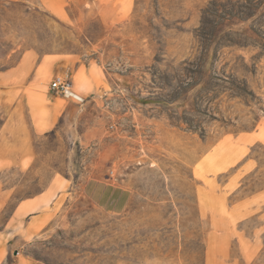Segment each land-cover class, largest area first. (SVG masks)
I'll return each instance as SVG.
<instances>
[{
	"label": "rangeland",
	"instance_id": "rangeland-1",
	"mask_svg": "<svg viewBox=\"0 0 264 264\" xmlns=\"http://www.w3.org/2000/svg\"><path fill=\"white\" fill-rule=\"evenodd\" d=\"M81 25L32 0H0V70L25 51L81 54L90 64L71 76L85 99L70 103L81 112L76 131L37 136L23 166L0 169L1 187L11 189L0 203V231L15 204L41 193L52 176L70 186L50 224L15 239L19 251L11 249L5 264H264V215L239 221L227 210L264 187V0H135L111 29L95 15ZM53 77L40 71V86L48 89ZM253 131L260 140L249 149L247 140H232ZM224 136L230 140L217 144ZM242 150L243 159L209 178ZM108 175L130 191L120 213L81 192L86 179ZM231 176L241 179L222 187ZM255 233L251 250L244 239Z\"/></svg>",
	"mask_w": 264,
	"mask_h": 264
},
{
	"label": "crops",
	"instance_id": "crops-1",
	"mask_svg": "<svg viewBox=\"0 0 264 264\" xmlns=\"http://www.w3.org/2000/svg\"><path fill=\"white\" fill-rule=\"evenodd\" d=\"M32 2L58 20L69 22L78 28H82V20L90 15H95L104 29H111L113 24L125 20L133 12L135 5V0H32ZM71 6L76 9V16L73 18L68 15V9ZM82 69L86 73L90 72V64H85L81 54L59 53L38 56L34 52L25 51L15 67L0 70V113H2L0 169L8 166H23L24 159L30 155L31 144L35 137L50 132L59 134L61 130H69L71 134L74 130L76 131L81 116L80 110L51 92L49 86L48 89H43L40 86L42 82L38 78V73L42 71L48 77V75L54 76L69 71L73 77V74L75 75ZM228 138L229 136H224L217 144L223 143L224 140L229 141ZM232 140H247L249 149L259 142V132L242 133L233 137ZM246 154L247 152L242 150L236 162L229 164L209 178L215 179L225 170L237 164ZM197 164L198 161L195 166ZM245 164L248 162L245 161ZM254 167L252 166L250 171ZM231 178H228L221 186H227L233 179L239 181L241 176H231ZM1 186L2 183H0V203L4 204L9 200L11 189ZM69 189L70 186L66 180L54 175L41 193L32 198L20 199L15 204L5 226L0 231V264H5L11 259V249L19 251L17 247L13 248L15 239H32L50 224L54 212L53 206ZM237 189L238 185L232 189V192ZM81 192L95 206L114 213L122 212L130 198L126 180L113 175L86 179L82 184ZM216 194L220 198L223 197L218 192ZM224 199L227 201L228 196L226 195ZM200 207L201 211L208 214L205 206L200 205ZM227 210L235 215H241L239 221L253 215L262 217L264 215V187L246 197H241L232 206H227ZM243 210L245 216H242ZM260 229L264 230V221L261 223ZM224 236L221 233H213V237ZM256 237L255 233L251 239H244V244L248 249L252 250V248L258 247ZM231 238L240 243L237 235L234 234ZM213 252L207 246V258L209 255L212 256ZM251 252L248 258L244 255L245 261L252 258L254 252ZM211 261L213 262V258ZM214 262L215 264H233L224 260ZM23 264L34 263L27 260Z\"/></svg>",
	"mask_w": 264,
	"mask_h": 264
},
{
	"label": "built area",
	"instance_id": "built-area-1",
	"mask_svg": "<svg viewBox=\"0 0 264 264\" xmlns=\"http://www.w3.org/2000/svg\"><path fill=\"white\" fill-rule=\"evenodd\" d=\"M49 90L58 97L77 105L84 104V97L74 88V82L69 72L54 75L49 83Z\"/></svg>",
	"mask_w": 264,
	"mask_h": 264
},
{
	"label": "water",
	"instance_id": "water-1",
	"mask_svg": "<svg viewBox=\"0 0 264 264\" xmlns=\"http://www.w3.org/2000/svg\"><path fill=\"white\" fill-rule=\"evenodd\" d=\"M14 255H17V251H14Z\"/></svg>",
	"mask_w": 264,
	"mask_h": 264
}]
</instances>
